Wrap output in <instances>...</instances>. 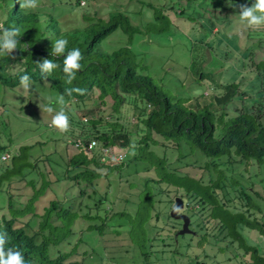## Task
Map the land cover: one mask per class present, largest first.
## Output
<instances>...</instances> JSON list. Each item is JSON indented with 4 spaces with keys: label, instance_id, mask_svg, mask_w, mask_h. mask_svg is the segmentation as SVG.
<instances>
[{
    "label": "trees",
    "instance_id": "1",
    "mask_svg": "<svg viewBox=\"0 0 264 264\" xmlns=\"http://www.w3.org/2000/svg\"><path fill=\"white\" fill-rule=\"evenodd\" d=\"M79 1L80 5L84 6L81 4L82 0ZM184 1L175 0L173 4L167 2L166 8L163 5L157 7L154 3H148L154 11L153 19L142 25L134 24L129 12L117 10L107 13V17L87 15L85 26L64 30L61 22L51 13L49 20L44 24L38 12L22 11L19 0H16L10 11L5 14L6 18L0 20V24L5 28L20 29L19 48L9 57L0 56V87L20 89L21 77L28 75L34 83L48 84L59 94H65L68 107L74 104L72 102L79 104L77 113L69 117L70 131L65 133V139L64 136L59 141L60 148L64 149V153H60L61 158L67 157V165L78 170L72 175L77 184H82L83 179L87 186L92 187L93 192H97L100 180L107 179L112 171L125 166L127 154L117 162L111 160L110 153L131 147L136 150L133 152L136 155L135 164H140V161L147 163L146 160L150 158L157 159L156 163L149 164V169H153V166L158 173L161 172V177L149 178L147 185L152 181L168 182V188H162L164 191L167 189L165 195L171 196L170 194L174 193L175 198L182 197L187 208L191 204L189 200L193 198L200 210H209L210 213L204 221L209 232L200 235L197 243L200 249L208 244L210 231L218 227L227 231L231 237L226 247H220L221 250L231 249L234 256L229 257V260L234 259L239 264H264V249L251 243L248 235L244 233L248 228L264 234V218L258 217L260 212H264V173L257 186L258 183L250 177L247 178L248 182H243L245 176L242 172H237L239 170L236 166L238 163L244 164L246 169L254 163H258L260 167L264 166V28L246 27L242 33L227 38L223 46H217L223 49L225 58L239 75L233 79L229 78L222 86L232 90V95L228 98L241 100L242 106H233L231 101L234 107L232 113L226 108L228 101L218 108L213 97L206 98L204 105L200 107L190 104L192 97L179 99L171 95L148 72V66L143 65L144 60L146 63L148 51L143 48L145 37L142 36L147 34H144L142 29H146L148 34L170 31L174 18L183 16L192 6L191 0L188 5L183 4ZM232 3L233 6L222 8L217 2H211L210 5L201 2V8L210 10L211 6L221 7L225 13L222 15V12L218 11V15L225 20V24L229 20L238 21L239 5L251 6L254 0H235ZM143 10L144 7L141 11ZM217 19L218 17L216 24ZM213 31L214 27L210 32ZM112 36L116 38H111ZM59 38L68 41L67 50L78 48L83 55V70L77 73L71 84L67 83L63 72L64 57L51 54L53 42ZM45 58L52 59L59 65L47 81L41 77L36 64ZM210 71L213 72L200 69L197 80L209 79L210 87H214L219 82L212 79ZM70 88H79L84 92H73L71 96H67L65 90ZM92 93L98 95L99 102L104 107L100 113L95 108L86 110L87 106L81 107V103ZM106 112L109 115H105ZM133 116L142 124L136 141L132 137L133 130H130L133 124L128 120ZM3 124L5 131L10 128V124ZM139 124L135 127L139 128ZM10 139L11 137L7 136L3 140L4 143L0 140V193L5 184L11 186L14 182H25L32 187L33 193L23 208H16L15 195L9 189V214L1 213L4 206L0 199V233L7 234L6 249H19L24 255L25 264H81L79 261L71 262V255L68 253L59 254L55 258L51 254V244L59 245L64 240H69L74 232L73 226L79 216L70 206L66 207L57 198L49 199L40 213L42 219L36 232L29 231L30 221L22 220L21 217L28 214L32 217L38 216L39 208L44 204L43 200L52 195L53 181L50 178L51 172L47 170L51 165V158L49 155L44 159L35 158L36 162H49L46 170L36 169V163L33 165L34 169L29 170L32 167L31 151L37 144L44 142L23 144L19 146L17 153L12 154L9 143L11 144L13 139ZM157 145L165 149L163 157L155 151ZM103 148H108V154ZM169 150L178 152L180 162L181 158L187 156L186 151L195 155L197 161L191 166L202 168L204 171L194 174L185 167L171 163L170 157L167 156ZM6 153H9L10 157L3 160L2 157ZM185 164L189 167L187 162ZM35 170L39 179L31 177ZM170 187L175 189L171 191ZM149 197L153 196L147 195L145 199ZM175 198L170 201L175 202ZM159 215L160 213L157 220L161 218ZM166 215L172 219L169 211ZM54 216L61 224L55 223ZM84 217L94 219L100 218L101 215L92 211ZM129 223L131 224L130 221ZM88 228L95 231L99 230L101 225L92 224ZM133 228L132 224L131 227L128 226L126 234L130 239L129 245L134 243L140 247L147 264H161V253L165 254L163 259H171L168 264H175V259L168 256L167 251L171 250L170 247L176 248L179 241L177 237L182 234L175 230L174 234L168 235L169 241L164 244L168 250H156L157 246L142 245L133 233H130L137 229ZM190 246L186 245L187 249ZM74 252L75 248L73 254ZM198 254L189 260L190 263L206 264L198 259Z\"/></svg>",
    "mask_w": 264,
    "mask_h": 264
},
{
    "label": "rangeland",
    "instance_id": "2",
    "mask_svg": "<svg viewBox=\"0 0 264 264\" xmlns=\"http://www.w3.org/2000/svg\"><path fill=\"white\" fill-rule=\"evenodd\" d=\"M82 1L85 3L83 4ZM82 1L81 4L84 6L80 5L79 0H40V6L35 12L40 14L44 24L49 20V13H51L61 22L60 24H62L64 30H72L75 27L85 26L87 24L85 16L87 15L107 17V13L117 10L129 12L134 24L142 25V23L153 19L154 11L151 10L148 3H154L157 7L163 5L166 8L168 3L173 4L175 2V0ZM191 1L192 6L187 10L186 15L177 17L178 19L174 18L170 31L160 34H148L146 29L141 28L145 31L144 34H147L142 37H145L143 38V48L146 52L148 51L146 63H144V60L143 65H147L148 72L154 79L176 98L186 99L192 97L189 103L200 107L204 105L206 98L210 99L213 97L216 105L219 106L218 108H221L222 104L228 101L226 108L234 113L233 106H242V102L239 99L232 100L228 98L232 95V90H227L222 84L227 82L229 78L233 79L239 77V75L236 74L229 61L225 58L223 49L221 50L217 46H223V42H226L227 38H231V36L239 32L242 33L246 26L235 19L223 24L225 20L218 15V11H221L223 15L225 10L222 8H229V5H233L232 2L235 0ZM15 2L16 0H0L1 21L6 18L5 14L10 11ZM201 2L205 5L206 3L210 5L211 2H217L222 8L211 6L212 9L204 10L201 8ZM182 3L188 5L190 0H185ZM142 7H144L143 11H141ZM216 17H218L217 24ZM213 27L214 31L210 32ZM111 38H116V36ZM200 69L205 71L213 70V72L210 71L212 72V79L214 81L218 80L219 84L210 87L209 79L197 80L200 76ZM33 87L39 89L38 93L25 92L23 88L0 87L1 142L4 143L3 140L7 136L11 137L10 140L13 139V142L9 143L12 154L17 153L19 146L23 144L44 142L43 144H37L31 151V155H33L30 159L32 167L29 170L34 169L33 165L35 163L37 164L36 169L46 170L49 162L44 160L36 162L35 158L41 157L44 159L46 155L51 158V165L48 166L47 170L51 172L50 178L53 181L52 195L43 200L44 204L40 206L38 216L32 217L31 214H28L21 217L24 221H30L29 231L36 232L39 230L42 219L40 213H42L43 207L47 205L49 199L57 198L66 207L70 206L71 210L76 212L79 218L75 221L74 232L69 240H64L59 245L51 244V254L54 258L59 256V254L68 253L71 255L69 257L71 262L79 261L81 264H147V261H144L143 251H141L140 247L134 243L129 245L130 239L126 236L129 230L128 226L131 227L132 224L134 228H137L130 233H133L142 245L145 244L147 247L157 246L156 250H166L167 247L164 244L169 241L167 239L168 235L174 234L180 225L177 219H169L166 215L167 211L170 213L174 204L170 200L175 198L174 193H171V196L164 194L167 190H163L164 186L168 188L169 183L152 181L147 185L149 178L155 177L158 179L159 176L161 177V172L158 173L153 166L151 167L153 169H149V164L156 163L157 159L150 158L146 160L147 163L140 161V164H135L134 158H136V155L133 152L136 150L131 147L124 148L121 152L127 154L125 166L120 170L112 171L107 179L100 180L97 192H93L92 187L87 186L86 181L83 179H81L82 184H77L72 175L78 170L71 169L67 165V157L61 158L60 156V153H64V149L60 148L59 141L65 136V133H61L51 127V119L55 112L51 114L46 111L42 112L43 108L54 101L59 92L51 89L48 84L40 82L34 83ZM246 98L247 95L244 96L245 100ZM99 101L98 95L92 93L83 101L84 103H81V107L83 105L87 106L86 110L95 108L100 113L104 107ZM231 101L234 103L232 104L233 106ZM72 103L74 104L71 105L69 103L70 106L68 107L69 117L70 115H75L78 110L79 104L76 102ZM56 110H58V106H56ZM108 110H110V107ZM107 112L105 115H109ZM106 118L109 119L110 117L106 116ZM128 120L133 124L130 130H133L132 137L136 141L140 135L142 124H139L134 116L129 117ZM5 122L10 124V128L6 131L3 128V123ZM138 124L139 128L135 127ZM70 149L74 151L71 146ZM155 151L160 157H163L165 149L157 145ZM123 154L115 153L113 156L123 157ZM186 155L185 158H181L180 162L178 152L169 150L167 154L171 163L179 167H185L194 174H201L204 171L202 168L191 166L197 161L196 156L189 154L187 151ZM186 162L189 167L185 166L187 165L185 164ZM236 166L237 170H239L237 172H242L245 176L243 178L244 181L242 180L243 182H248L247 178L250 177V179L252 178L258 183L263 177L264 166L260 167L258 163H254L249 169H246V166L240 163ZM31 177L39 179L37 170L33 172ZM57 179L58 182H56ZM40 183L41 181L39 180L38 187H40ZM93 186L97 188L95 184ZM170 188L171 191L175 189L173 187ZM9 189L15 195L14 204L16 208H23L33 193L32 187L25 182H14L11 186L5 184L3 191L0 193V199L4 206L1 213L9 214L7 209ZM250 190L253 191L252 188ZM147 195L153 197L145 199ZM259 201L262 202V200ZM189 203L191 204L188 208L185 206L182 212L190 215L192 219L191 229L199 234L192 235L187 233L179 235L177 237L179 245L176 243V248L178 249L174 248V246L170 247L171 250L167 251L168 256L175 259V264H191L189 260L196 253H199L198 259L206 264H239L234 259L229 260V257L234 256V254H231V249L221 250L220 247H226L231 237L228 236L227 231H223L218 227L210 231L209 242L205 248H199L197 243L200 235L209 232L204 221L206 215L210 212L207 209H204V211L200 210V206L195 203L193 198L189 200ZM232 204L234 205L235 202ZM164 206L167 207L161 210ZM92 211L94 214L100 213L101 217L94 219L84 217V215ZM158 213H160V220H157ZM258 217L263 219L264 212H260ZM54 221L57 224H61V221L56 219L55 216ZM92 224H100L101 228L95 231L89 229L88 226ZM244 233L248 235L251 243L258 244L264 249V234L248 228L245 229ZM161 237L164 238L162 239ZM115 239L118 241H115ZM188 244L191 245L189 249L186 247ZM74 248L75 252L73 254ZM163 255L165 254H160L159 263H170L171 259H163ZM69 259L67 262H69Z\"/></svg>",
    "mask_w": 264,
    "mask_h": 264
},
{
    "label": "clouds",
    "instance_id": "3",
    "mask_svg": "<svg viewBox=\"0 0 264 264\" xmlns=\"http://www.w3.org/2000/svg\"><path fill=\"white\" fill-rule=\"evenodd\" d=\"M20 8L24 12L35 11L40 6V0H19ZM230 6H233L232 4ZM239 22L251 29L264 28V0H254L251 6L246 4L239 5ZM20 29L16 27L5 28L0 24V56H10L20 45ZM68 41L63 38L56 39L51 49L52 56L63 58V72L67 83L71 84L77 77V73L83 70L81 61L83 55L78 48L67 50ZM41 72L44 81L59 68V65L52 59H43L36 63ZM20 84L25 92L38 93L39 89L34 86V82L28 75H23ZM73 92L83 94L84 90L79 88L66 89L67 96ZM58 106V110H56ZM55 114L51 119V127L61 133H67L71 129V122L68 115V101L65 94H58L54 101L49 103L42 112ZM179 211V209H177ZM183 211V210H182ZM7 243V234L0 233V264H25L23 253L19 249L5 247Z\"/></svg>",
    "mask_w": 264,
    "mask_h": 264
},
{
    "label": "water",
    "instance_id": "4",
    "mask_svg": "<svg viewBox=\"0 0 264 264\" xmlns=\"http://www.w3.org/2000/svg\"><path fill=\"white\" fill-rule=\"evenodd\" d=\"M185 208V203L182 197H176L175 203L173 208L171 209V217L180 221H183L182 228L179 231V234H187V233H195L191 229V222L192 219L190 215H187L185 212H182V210ZM179 209V211H177Z\"/></svg>",
    "mask_w": 264,
    "mask_h": 264
},
{
    "label": "built area",
    "instance_id": "5",
    "mask_svg": "<svg viewBox=\"0 0 264 264\" xmlns=\"http://www.w3.org/2000/svg\"><path fill=\"white\" fill-rule=\"evenodd\" d=\"M82 3L84 4L85 2L84 1H82ZM104 149V151H105V153H107L108 154V148H103ZM117 154V153H121V154H123L121 151H119V150H114V151H112V153H110V156H111V160H113V161H119V160H122L123 158H124V156H126L125 154H123V157L121 156V157H116V156H113L114 154ZM10 157V155H9V153H6L5 155H3V160H7L8 158Z\"/></svg>",
    "mask_w": 264,
    "mask_h": 264
},
{
    "label": "flooded vegetation",
    "instance_id": "6",
    "mask_svg": "<svg viewBox=\"0 0 264 264\" xmlns=\"http://www.w3.org/2000/svg\"><path fill=\"white\" fill-rule=\"evenodd\" d=\"M175 203V202H174ZM173 206H174V204H173ZM179 221V228H177L176 229V232H179L180 231V229L182 228V225H183V221H180V220H178Z\"/></svg>",
    "mask_w": 264,
    "mask_h": 264
}]
</instances>
